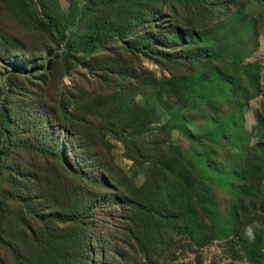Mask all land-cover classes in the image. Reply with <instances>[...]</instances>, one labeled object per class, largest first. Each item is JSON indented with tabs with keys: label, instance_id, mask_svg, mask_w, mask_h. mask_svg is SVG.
<instances>
[{
	"label": "rangeland",
	"instance_id": "1",
	"mask_svg": "<svg viewBox=\"0 0 264 264\" xmlns=\"http://www.w3.org/2000/svg\"><path fill=\"white\" fill-rule=\"evenodd\" d=\"M39 6L42 20L22 21L0 1L4 144L27 172L13 175L29 179L24 200L49 210L63 202L46 184L50 148L68 144L71 163L100 170L85 217L93 246L76 264H264V0H56L73 48ZM128 20L121 40L114 22ZM99 27L106 42L87 53L83 36ZM12 188L0 172V192ZM20 203L8 201L10 216ZM31 238L23 252L35 260Z\"/></svg>",
	"mask_w": 264,
	"mask_h": 264
},
{
	"label": "trees",
	"instance_id": "2",
	"mask_svg": "<svg viewBox=\"0 0 264 264\" xmlns=\"http://www.w3.org/2000/svg\"><path fill=\"white\" fill-rule=\"evenodd\" d=\"M6 1L17 11H20L18 17L22 21H26L25 18L28 16L41 19L36 8L38 3L40 11L48 18L46 24L54 36L58 40L66 42L71 48L74 47V44L69 41L65 29L58 23L56 0ZM72 5L73 11L78 13L73 2ZM33 10L36 11L34 14ZM132 23V20L124 21V23L114 22L121 40L126 39L127 34L129 35L128 31L132 27ZM106 32L104 28L99 27L86 33L83 36L84 51L87 53L97 51L98 47L106 42ZM7 102L8 98H6V104L3 102L1 105L0 112V172L6 171L8 173L9 178L13 181V188L4 189L0 192V250L9 255L16 264H76L77 259L87 257L89 249L93 246L91 236L87 234L85 217L92 211L99 197H95L94 193L90 194L94 186H104L106 181L101 180L99 169L92 177L88 166L79 157L76 158L77 165L71 163L68 144L55 145L49 151H54L53 156L56 159V164L53 165L46 160L44 166L53 174V177H49L46 184L53 187L55 191L57 190L59 192L57 194L63 199V202L59 204L62 205L61 209L49 210L50 206L41 204L34 197L31 200H24L27 196L32 195L30 189L25 186L29 185V179L25 178L23 179L24 183L16 184L13 175L18 171L27 175V172L21 164H15L17 158L10 159L8 157L10 146L4 144L5 140H9L6 137L11 122V112ZM60 103L64 112V121L72 123L77 120L74 113L68 108V101L62 99ZM43 150H46L45 147ZM20 198L24 204L21 205L20 203V207L15 210L14 215L10 216L11 212L7 207L8 201L18 202ZM30 214L39 216L40 220L44 221L40 234L31 228L28 222ZM50 220L56 221L53 231H51L49 224ZM32 236H36L38 258L35 260L30 259L23 252L25 245L29 239H32ZM0 264H6L2 255H0Z\"/></svg>",
	"mask_w": 264,
	"mask_h": 264
},
{
	"label": "clouds",
	"instance_id": "3",
	"mask_svg": "<svg viewBox=\"0 0 264 264\" xmlns=\"http://www.w3.org/2000/svg\"><path fill=\"white\" fill-rule=\"evenodd\" d=\"M258 228V225L256 224H249L244 229V237L249 242H253L256 238V229Z\"/></svg>",
	"mask_w": 264,
	"mask_h": 264
}]
</instances>
